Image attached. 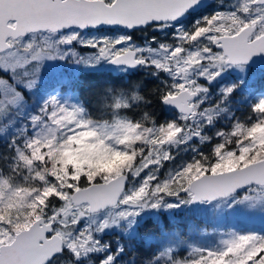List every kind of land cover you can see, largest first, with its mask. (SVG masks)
Returning <instances> with one entry per match:
<instances>
[{"label":"snow or ice","instance_id":"snow-or-ice-1","mask_svg":"<svg viewBox=\"0 0 264 264\" xmlns=\"http://www.w3.org/2000/svg\"><path fill=\"white\" fill-rule=\"evenodd\" d=\"M0 264H264V0H0Z\"/></svg>","mask_w":264,"mask_h":264},{"label":"trees","instance_id":"trees-1","mask_svg":"<svg viewBox=\"0 0 264 264\" xmlns=\"http://www.w3.org/2000/svg\"><path fill=\"white\" fill-rule=\"evenodd\" d=\"M82 49L86 50V48H82ZM155 110L157 112H159V109H155ZM93 112H94V114H96L95 108H93ZM127 114L130 116H133V117H138L142 113L140 111H136L134 113L130 112ZM238 115H240V113H238ZM221 126H224L223 122L221 123ZM180 216L183 217V221H182V225H181V231L183 233V238L186 240L187 243H192V244L198 243V245L211 243L212 238H210V237H206L202 242H198L196 237H195V234L200 232L202 229L208 230L211 227V223L209 221H206V223L204 222V218L207 219L208 217L211 216L209 213H205V212L201 213V212H196V211H189L186 213V212H184V210H181ZM212 221H214V227L216 229L218 228L217 230H219V227H221V226L224 228V226H226L229 223L232 226L235 225L232 222L233 218L221 219L220 217L213 216ZM240 221L241 220L236 219L237 223H239ZM251 226H244V227L246 228V227H251ZM187 231H190L191 235L187 234ZM212 243H213V241H212ZM186 254H187L186 245H182L181 247L177 248V250H176L177 256H184Z\"/></svg>","mask_w":264,"mask_h":264},{"label":"rangeland","instance_id":"rangeland-1","mask_svg":"<svg viewBox=\"0 0 264 264\" xmlns=\"http://www.w3.org/2000/svg\"><path fill=\"white\" fill-rule=\"evenodd\" d=\"M93 34H100V33H93ZM104 34H109V33H104ZM83 47H80V46H77V51H79L82 55L83 54H88L90 53L92 50L91 49H82ZM59 63H63V62H59ZM68 68L69 71H71V69L73 67H75L74 65H67L66 66ZM67 75V73H66ZM202 213V212H201ZM211 216L208 217L207 219L204 218V222L206 223V221H209L211 223V227L207 230V229H202L200 232L196 233L195 234V237L197 239L198 242H202L206 237H210L212 238V241L214 242V240L216 238H218V232H214V229H216L214 227V221H212V218L214 215H212L211 213H209ZM221 219H224V218H221ZM235 225V227H238V228H245L244 226H251V227H246V228H253V229H259L262 227L260 221L258 219L256 220H252V221H249V220H241L239 223L236 222V219L233 218V221H232ZM237 225V226H236ZM229 227H232V225L229 223L227 224L226 226H224V228L221 226L219 227V230H227V228ZM218 229V228H217ZM187 234L191 235V232L190 231H187ZM211 241V243H212ZM210 243V244H211ZM198 244V243H196Z\"/></svg>","mask_w":264,"mask_h":264},{"label":"flooded vegetation","instance_id":"flooded-vegetation-1","mask_svg":"<svg viewBox=\"0 0 264 264\" xmlns=\"http://www.w3.org/2000/svg\"><path fill=\"white\" fill-rule=\"evenodd\" d=\"M253 79H255V78H253Z\"/></svg>","mask_w":264,"mask_h":264},{"label":"water","instance_id":"water-1","mask_svg":"<svg viewBox=\"0 0 264 264\" xmlns=\"http://www.w3.org/2000/svg\"><path fill=\"white\" fill-rule=\"evenodd\" d=\"M258 59V58H257Z\"/></svg>","mask_w":264,"mask_h":264}]
</instances>
